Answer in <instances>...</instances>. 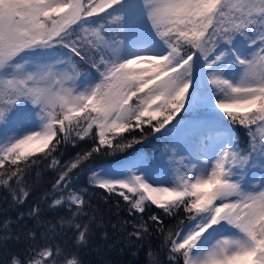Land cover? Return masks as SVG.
Instances as JSON below:
<instances>
[{
	"label": "snow or ice",
	"instance_id": "1",
	"mask_svg": "<svg viewBox=\"0 0 264 264\" xmlns=\"http://www.w3.org/2000/svg\"><path fill=\"white\" fill-rule=\"evenodd\" d=\"M0 190V264H83L109 229L148 264H264V0H0Z\"/></svg>",
	"mask_w": 264,
	"mask_h": 264
},
{
	"label": "trees",
	"instance_id": "2",
	"mask_svg": "<svg viewBox=\"0 0 264 264\" xmlns=\"http://www.w3.org/2000/svg\"><path fill=\"white\" fill-rule=\"evenodd\" d=\"M151 139V137H148L145 140V150L155 147L153 143H149ZM91 144V140H88L78 142L76 147L68 145L61 149V159L63 161L71 160L75 157L77 152L90 150ZM139 147V145H134V148ZM127 151L131 152L132 149H128ZM123 155V153H119L115 156L105 155L103 153L97 154L95 159L88 162V165L96 167L105 162L111 163V161L121 159ZM58 174L57 171L47 166V162L38 163L37 167L33 168L28 176V182L32 185V197L29 203L40 199L46 192L51 191V186L57 179ZM73 180L77 187H88V175L85 171H81L77 176H74ZM4 195L5 193L0 190V202H2ZM89 195L93 207L99 210V213L103 215L106 221L111 220L115 222L117 219L127 216L125 202L115 194L109 197L103 190L89 187ZM153 213L163 216V213L160 212L159 209L153 207L145 216V219L148 218V215ZM164 220L167 228L175 230L179 226V220L169 217H164ZM109 234L110 238L107 241L101 239L100 235L97 234L86 247L80 250V257L83 260V264H148V257L146 254L147 244L143 249L133 248L130 247L122 237L113 234L111 229H109ZM161 240L162 237L156 232H153L151 238L153 250H157L158 246L161 244ZM64 242L67 243V238H65ZM161 258L164 259L163 256Z\"/></svg>",
	"mask_w": 264,
	"mask_h": 264
},
{
	"label": "rangeland",
	"instance_id": "3",
	"mask_svg": "<svg viewBox=\"0 0 264 264\" xmlns=\"http://www.w3.org/2000/svg\"><path fill=\"white\" fill-rule=\"evenodd\" d=\"M117 162H123V160L121 159V160H117V161H114V162H111V163H109V164H115V163H117ZM104 164V163H103Z\"/></svg>",
	"mask_w": 264,
	"mask_h": 264
}]
</instances>
